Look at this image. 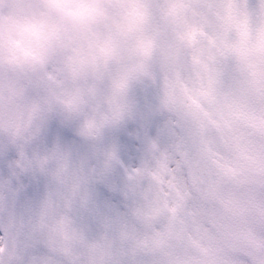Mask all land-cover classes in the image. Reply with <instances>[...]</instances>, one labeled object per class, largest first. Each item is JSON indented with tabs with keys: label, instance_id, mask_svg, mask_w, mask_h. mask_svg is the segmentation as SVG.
Wrapping results in <instances>:
<instances>
[{
	"label": "clouds",
	"instance_id": "9594fccd",
	"mask_svg": "<svg viewBox=\"0 0 264 264\" xmlns=\"http://www.w3.org/2000/svg\"><path fill=\"white\" fill-rule=\"evenodd\" d=\"M0 264H264V0H0Z\"/></svg>",
	"mask_w": 264,
	"mask_h": 264
},
{
	"label": "snow or ice",
	"instance_id": "6c2138e0",
	"mask_svg": "<svg viewBox=\"0 0 264 264\" xmlns=\"http://www.w3.org/2000/svg\"><path fill=\"white\" fill-rule=\"evenodd\" d=\"M253 5L249 2H245L243 4V8L245 10V13H247L248 9L251 8ZM30 181V178H26V182Z\"/></svg>",
	"mask_w": 264,
	"mask_h": 264
}]
</instances>
